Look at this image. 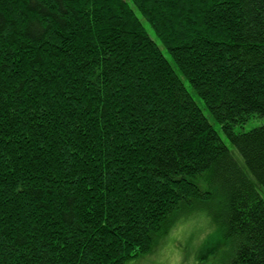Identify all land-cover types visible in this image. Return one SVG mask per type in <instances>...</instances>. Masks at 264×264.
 <instances>
[{
  "label": "trees",
  "instance_id": "1",
  "mask_svg": "<svg viewBox=\"0 0 264 264\" xmlns=\"http://www.w3.org/2000/svg\"><path fill=\"white\" fill-rule=\"evenodd\" d=\"M253 117L264 0H0V264H126L206 174L228 264H264V124L235 132Z\"/></svg>",
  "mask_w": 264,
  "mask_h": 264
},
{
  "label": "rangeland",
  "instance_id": "2",
  "mask_svg": "<svg viewBox=\"0 0 264 264\" xmlns=\"http://www.w3.org/2000/svg\"><path fill=\"white\" fill-rule=\"evenodd\" d=\"M145 27L150 37L159 44L147 24ZM161 50L169 59L162 47ZM184 84L208 123L218 133L235 160L242 165L239 155L222 134L220 126L213 120L186 82ZM263 124L264 118L253 117L244 125L235 128V132H249ZM194 183L201 191L208 193V199L196 202L191 207L181 206L169 216L164 230L150 252L126 264H228L231 257V244L224 241L222 236L224 189L214 177L207 174L194 180ZM261 196L264 197V193Z\"/></svg>",
  "mask_w": 264,
  "mask_h": 264
}]
</instances>
